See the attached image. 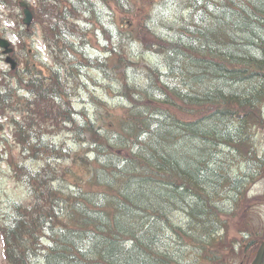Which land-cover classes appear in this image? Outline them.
Wrapping results in <instances>:
<instances>
[{
  "label": "trees",
  "instance_id": "1",
  "mask_svg": "<svg viewBox=\"0 0 264 264\" xmlns=\"http://www.w3.org/2000/svg\"><path fill=\"white\" fill-rule=\"evenodd\" d=\"M183 1L30 3L34 22L30 29L22 28L18 22L16 33L21 40L39 36L49 61L41 65L33 63L20 41L18 55L23 51L26 55L18 57V67L9 75L0 72V127L2 132L5 127L11 131V138L0 135V163H8L13 178L26 190L23 200H10L0 212L5 264H223L229 251H234L233 256L239 254L246 264L252 262L264 241V194L253 189L264 183V117L260 114L262 120L256 116L247 124V140L236 147L231 157L238 164L233 171L234 179L227 182L220 179L223 172L211 167L212 148L205 151L202 144L182 148L174 143L158 147L149 144L152 153L145 155L141 145L144 130L154 131L157 142L164 139L160 112L167 119L176 116L178 126L190 130L204 125V117L195 116L196 109L190 106L188 96L203 107L210 96L216 101L215 94H224L220 102L226 108L227 119L243 111L246 105L250 84L240 83L241 74L236 73L235 67L216 62L214 65L219 69L215 70L203 65L198 62L195 50L190 53L183 50V56L189 55L183 66L170 65L173 57L182 55L174 54L173 37L165 38L164 26L171 33L191 31L190 34L206 41L242 29L227 15L216 27L211 21L202 27L203 22L197 17L196 24L184 18L179 21L176 16ZM250 15L254 28L250 35L245 31L249 38L242 40L253 43L256 50L264 53V20L256 10H251ZM100 23L102 27L113 25L117 44L104 40ZM70 37L84 40L91 47L89 50L85 47L84 53L97 54L88 58L78 53L69 43ZM122 44L128 47L123 48ZM161 67L171 71L175 81L164 82V87L155 85L171 103L162 111L155 109L149 113L144 106L147 97L142 93V82H147L152 69ZM131 76L135 79V97L143 99L139 109L131 95L126 96L127 105L122 103L125 84ZM97 83H102L109 95L118 85L120 96L102 103V96L88 93L89 87ZM257 87L259 94L255 96L261 111L264 79ZM234 88L244 94L236 105H232L229 96ZM88 103L95 105L91 109H97L99 103L111 113L96 110V123L92 118H78L80 110L90 109ZM154 107L159 109L156 104ZM209 123L204 130L208 135L196 137L212 140L216 136L214 129L221 122L214 116ZM228 125L233 127L232 120ZM114 130L123 139L118 144L112 134ZM11 143L19 148L17 152L12 150ZM76 147L79 149L71 153ZM156 160L159 163L153 164ZM136 161L143 162L142 170L125 171ZM153 179L158 182H148ZM219 187H223L224 193L212 205L225 199L228 203L220 212H200L201 222H197L196 216H188L190 224L197 223L202 229L212 225L213 220V225H218L215 237H202L186 250L181 262L174 259L179 257L178 249L166 243L169 255L162 258L157 252L161 237L152 243L147 240L150 236L147 231L152 232L150 222L158 215L175 212L176 205L188 212L191 192L203 190L199 196L204 200ZM257 211L261 212L259 225L254 222ZM233 233H238L239 238ZM195 247L199 251L192 250ZM204 247L213 253L202 256Z\"/></svg>",
  "mask_w": 264,
  "mask_h": 264
},
{
  "label": "bare ground",
  "instance_id": "2",
  "mask_svg": "<svg viewBox=\"0 0 264 264\" xmlns=\"http://www.w3.org/2000/svg\"><path fill=\"white\" fill-rule=\"evenodd\" d=\"M91 7L94 9L93 5ZM251 10L258 11L259 16L262 20H264V3H261V0H184L182 3H180L179 13L176 16V19L179 21H182V18H184L185 21H191L192 23L196 24L195 19L197 17L203 22L202 27H205L208 21H211L212 24H214L213 26L216 27L218 24H221V22L224 21L223 18L225 15H227L234 18L235 23L238 24V26H242V29L238 33L230 31L221 38L214 37L209 41H206L204 37L198 35L193 36V34H190L191 31L184 32L182 30H177L179 34L171 33L170 30L166 28V26H164L163 30L165 38L171 39L173 37L174 54L179 53L178 56L182 55L181 57H173L170 65L180 64L179 66H183L184 61L189 57V55L183 56V50H187V52L189 53L195 50L197 52L198 62L202 63L203 65L207 64L209 67L215 70L219 69V67L214 65L216 62L219 65L225 63V65L235 67L237 70L236 73L241 74L240 83L248 82L250 84L249 88L251 90L247 88L248 92L246 93L245 97L246 105L244 106L243 111L235 112L234 117L231 119H227L225 117L224 113L227 114L225 111L226 108L220 102V99L223 98L222 96L224 94L213 93L215 94L214 97L216 98V101L214 100L213 96H210L212 99L210 98L209 100H207L206 105H204L203 107H200L194 101L192 96H188L190 106L196 109L195 116L204 117V125H201L200 127L193 130H190L185 126H178L179 123L176 116H170V118L167 119V116L164 115L163 112H160V114L158 113L160 122H162L164 125L163 131L161 133L165 134V136L163 135L164 139L160 140L159 138V141L157 142L155 141V139L158 137L156 135H153V133H155L154 131L144 130V136L141 141V145H144L145 155L152 153L149 149V144L158 147L161 144L170 146L174 143L177 144V146L180 148L184 147L185 145L187 146L188 144L196 146L202 144V148L205 151H209V149L211 148L214 149L211 150L214 153H210V162L213 170L224 173V175L220 179L225 182L230 179H234L233 171L236 169L235 164H237V162H233L231 157L236 153V147L241 146L247 140V137L249 135L247 124L249 122H252V120L256 118V116L258 117V119H261L259 117L260 114L264 117V104L261 106L260 111V106H258L257 97L255 96L259 94V88L257 87L258 84L262 81V79H264V53L259 52V49L256 50L253 43L242 40L243 38H249L246 37L248 35L247 33H245V31H247L250 35L252 29L254 28V23L252 22V17L250 15ZM100 26L104 40L107 39V43L117 44L118 42L113 38V25L102 27V24L100 23ZM69 43L76 48V51L78 53H82L84 54V56H88V58H91L92 54H97V52H92V54L86 52L84 53L85 47L88 50L91 49V47H89V45H87L84 40L78 41L77 38L70 37ZM122 46H124L123 48L128 47L127 44H122ZM74 47H71V50H75ZM198 62H194L196 67L200 66ZM103 67H105V65H103ZM221 72L222 74H224L223 71ZM147 76V82H142V93L147 97L144 106L149 113L151 112V110L154 111L155 109H157L158 111H162V108L169 107L171 101L163 91H159L157 89V86L155 84H158L160 87H164L162 86L164 85V82L165 84H167V82L169 81L174 82L175 78L173 77V73L171 71H168V69L161 67L152 69ZM125 85L126 91L122 99L123 105H127L126 96L131 95L133 103L137 106V109H139L141 107V103H143V99L141 97V99H138L134 95L136 94V92L135 79L133 78V76L128 78V81ZM103 86L104 85L102 83H97L96 85L89 87L88 93L91 96H93L95 93L102 96L104 98L102 103H106L108 101L112 102L115 97L120 96L121 88L118 85L113 87V92L111 95H109L108 92L103 89ZM244 87L245 86H239V88ZM239 88H234V90H231V92L229 93L230 95L228 94L230 97H232V105L238 104L239 99L244 95L242 90H240ZM172 94L170 93V95ZM155 104L159 106V109L154 107ZM88 105L90 106V109L89 107L88 109H86L85 107L80 110L81 112L77 115L78 118H92L93 122L96 123V110H98V112L103 110V112L111 113L106 108L103 109L99 103L98 105H96L97 109H91L95 108V105H91V103H88ZM158 116H156L155 119H157ZM214 116L216 121L219 120L221 122V124H217V128L214 129V131L216 132V136L213 135L212 140H202L201 138L196 137L199 135H208L204 130L207 129L206 127L210 124L209 120L211 121V118ZM229 120H232L233 122L232 128H230L228 125ZM221 128L223 130H221ZM220 130L222 132H220ZM191 132L195 136H193ZM112 134L114 139H116L115 141L117 144L123 141L118 130H114ZM78 149L79 147L74 148L71 153H75V151H77ZM137 150L138 147L135 146L134 151L137 152ZM146 163L147 162H145L144 164ZM157 163L159 162L156 160V162H154L153 164ZM141 166H143V162L136 161L134 162V164H131L125 171L135 170L137 168L138 170H142ZM148 182H158V180L153 179ZM219 188L220 189H215L213 191V194L210 195L207 199L205 198L204 200L200 199L199 196V194L203 193V190L199 189L197 190V192H191V195H185L189 197L191 203L188 212L181 210V208L176 205L175 212H169L168 215H158L154 220L150 222V228H152V232L149 230V232L147 231V234L150 235L147 240H151L150 243H152V241H155V238L161 237V243H157V252L158 254L160 253L162 255V258L166 259L169 255V253H167V244L173 245V249H178L179 257H174V259L178 262H181L186 250L196 245V243L201 240L202 237H215L218 225H213L212 219V225H209L207 228L202 229L197 226V223L190 224L188 216H196L199 219L197 222H201L202 217H200V212L205 213V211L209 212L210 210H217L218 212H220L223 206L228 203L225 199L218 205H212V203H214L215 200L224 193L223 187ZM180 197L183 198L184 195L181 194ZM163 203L166 205V202ZM32 231L36 232L35 229ZM181 233H183V235ZM51 236L54 237V234ZM150 237L154 239L152 240V238L150 239ZM192 250L196 251L197 248L195 247ZM212 253L213 252L207 249V247H204L200 252V254L204 257ZM170 257L171 256H169V258ZM254 260L255 259H253L252 263L254 262Z\"/></svg>",
  "mask_w": 264,
  "mask_h": 264
},
{
  "label": "rangeland",
  "instance_id": "3",
  "mask_svg": "<svg viewBox=\"0 0 264 264\" xmlns=\"http://www.w3.org/2000/svg\"><path fill=\"white\" fill-rule=\"evenodd\" d=\"M19 1L20 0H0V3L4 2L6 4V9H5V6H2L0 4V19H1L0 20V35L6 33L7 37L10 40H12L15 47L18 46V40H19V39H17V37L15 35V32L18 29H16L17 26L10 19L18 20L20 15L22 14V11H19V8H18L19 7V5H18ZM28 1L30 3L33 2V0H28ZM24 43H25V46L27 45V47H26L27 49L30 50L31 48H35V50L37 51L36 55L39 56V58H37L35 60V63L37 65L38 64H40V65L45 64V62L47 63L49 61L48 57L46 55V52L43 48L42 41H41L39 36L36 37V41L34 42V46H31L32 45L31 38L24 39ZM17 49H18V47H17ZM0 55L2 56V49H0ZM20 56H21V52L16 57L18 58ZM8 68H10V67H9V65L6 64V62L0 63V70H7ZM2 131H3V128L0 127V135L1 136H3L5 134L9 138H11V136H10L11 131L8 129V127L7 128L5 127L4 132H2ZM10 145L13 146L12 150L15 149V152H17L16 148H18V147H16V144L11 143ZM18 150H19V148H18ZM1 151H2V148L0 147V152ZM12 175H14V174H13V172H11L10 167L8 166V163H5L2 161L0 163V212H1V210H5L8 207V202L10 200L19 201V200H23L26 197L25 188L22 186L21 183L16 181ZM254 188H253L254 190H258L259 193L264 194V183H261V185L255 186ZM263 215H264V213H263ZM260 217H261V212L257 211V214L254 217V222L256 225H259ZM233 234L239 238L238 233H233ZM3 251H4L3 240H2V236H1V232H0V264H5ZM229 253L230 254H229L228 258L226 260H224L223 264H246L242 261V258L240 257L239 254H237L236 256H233L234 251L233 252L229 251Z\"/></svg>",
  "mask_w": 264,
  "mask_h": 264
},
{
  "label": "water",
  "instance_id": "4",
  "mask_svg": "<svg viewBox=\"0 0 264 264\" xmlns=\"http://www.w3.org/2000/svg\"><path fill=\"white\" fill-rule=\"evenodd\" d=\"M27 17H28V21H30L31 19V14L27 11ZM264 260V242L262 243L257 255H256V258L254 260V262L252 264H262Z\"/></svg>",
  "mask_w": 264,
  "mask_h": 264
},
{
  "label": "flooded vegetation",
  "instance_id": "5",
  "mask_svg": "<svg viewBox=\"0 0 264 264\" xmlns=\"http://www.w3.org/2000/svg\"><path fill=\"white\" fill-rule=\"evenodd\" d=\"M3 57V56H2ZM3 59V58H2Z\"/></svg>",
  "mask_w": 264,
  "mask_h": 264
}]
</instances>
